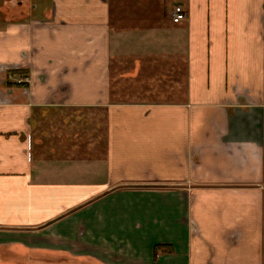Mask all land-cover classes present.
I'll list each match as a JSON object with an SVG mask.
<instances>
[{"label": "crops", "instance_id": "crops-1", "mask_svg": "<svg viewBox=\"0 0 264 264\" xmlns=\"http://www.w3.org/2000/svg\"><path fill=\"white\" fill-rule=\"evenodd\" d=\"M15 1L0 264H264V0L178 4L157 54L127 0Z\"/></svg>", "mask_w": 264, "mask_h": 264}, {"label": "rangeland", "instance_id": "rangeland-1", "mask_svg": "<svg viewBox=\"0 0 264 264\" xmlns=\"http://www.w3.org/2000/svg\"><path fill=\"white\" fill-rule=\"evenodd\" d=\"M4 0H0V18L3 17L5 10H8V8L10 6H14L16 1L12 0V1H8V3L5 5V3H3ZM49 2V1H48ZM121 2V0H120ZM186 0H127L124 1L123 5H129L128 7L126 6L124 8V10H122V12L120 11L119 13V26H126V27H145L146 26H150L151 29L154 28V30H161L162 34H152L151 36V43H152V51L150 52V54L156 53V51H158V48H160V45L163 48H166V44H164L166 42V35L164 34V31H168L171 28L172 24L169 21H172L171 19V14L173 13V10L175 9L176 6H180L185 4ZM36 4V3H35ZM180 4V5H178ZM130 8V9H129ZM129 10V12H127ZM41 11V10H40ZM166 14L165 18L164 15ZM173 23V22H172ZM127 34V33H126ZM124 35L125 37L127 35ZM129 37H132V34L129 33L128 34ZM146 37V35L140 34V39L139 36H135V41H142V38ZM149 39V38H148ZM156 44V45H155ZM155 45V46H153ZM184 45V44H183ZM141 53H143L141 51ZM163 56L165 55V57L167 58H177V62L180 63V70H181V79L183 81V89L185 90V84H186V56H185V51L182 52V55L177 56H173L171 52L172 56H168L166 54V52H163ZM167 61H169L170 63H174L171 62L169 59H167ZM129 62H133V59H130ZM128 62V63H129ZM167 64H170V63ZM132 66V64H131ZM167 67L169 68H174L170 65H168ZM177 66L175 67V69H177ZM169 70V69H168ZM174 70V69H173ZM178 71V70H177ZM114 79L116 78L115 76L113 77ZM129 99V98H128ZM131 99V98H130ZM129 99V100H130ZM143 100H147V102H159L161 100H167V101H171L172 99L168 97V99H162V98H155V97H151V98H142ZM8 242V241H5ZM26 244V243H25Z\"/></svg>", "mask_w": 264, "mask_h": 264}, {"label": "built area", "instance_id": "built-area-1", "mask_svg": "<svg viewBox=\"0 0 264 264\" xmlns=\"http://www.w3.org/2000/svg\"><path fill=\"white\" fill-rule=\"evenodd\" d=\"M187 18L186 11L181 6H176L173 10V13L171 14L172 22L175 24L181 23L185 21ZM19 83H23V80L20 79L18 81ZM31 147V138H28V149L30 150ZM30 157V154L28 155Z\"/></svg>", "mask_w": 264, "mask_h": 264}, {"label": "trees", "instance_id": "trees-1", "mask_svg": "<svg viewBox=\"0 0 264 264\" xmlns=\"http://www.w3.org/2000/svg\"><path fill=\"white\" fill-rule=\"evenodd\" d=\"M158 248H159L158 246L155 247V251H156V253H157V249H158Z\"/></svg>", "mask_w": 264, "mask_h": 264}]
</instances>
